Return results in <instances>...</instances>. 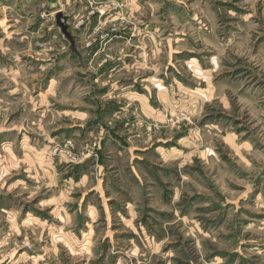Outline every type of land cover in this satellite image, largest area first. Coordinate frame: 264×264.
Wrapping results in <instances>:
<instances>
[{"label": "rangeland", "instance_id": "rangeland-1", "mask_svg": "<svg viewBox=\"0 0 264 264\" xmlns=\"http://www.w3.org/2000/svg\"><path fill=\"white\" fill-rule=\"evenodd\" d=\"M0 264H264V0H0Z\"/></svg>", "mask_w": 264, "mask_h": 264}, {"label": "crops", "instance_id": "crops-1", "mask_svg": "<svg viewBox=\"0 0 264 264\" xmlns=\"http://www.w3.org/2000/svg\"><path fill=\"white\" fill-rule=\"evenodd\" d=\"M5 98V97H4ZM41 101V100H40ZM16 100L13 98V100H9V102H6V107L8 109H13L14 105H15ZM37 113H35V121L37 122V124H39L41 126V121L42 123L44 122V120L46 119V112H47V107L46 106H38L37 108ZM13 124V120L10 122V124H8L7 128H4V131H9L10 130V126H12ZM10 125V126H9ZM12 129V128H11ZM14 129V128H13Z\"/></svg>", "mask_w": 264, "mask_h": 264}, {"label": "water", "instance_id": "water-1", "mask_svg": "<svg viewBox=\"0 0 264 264\" xmlns=\"http://www.w3.org/2000/svg\"><path fill=\"white\" fill-rule=\"evenodd\" d=\"M47 1H48L49 5H50L51 7H55V6H56V1H57V0H47Z\"/></svg>", "mask_w": 264, "mask_h": 264}]
</instances>
